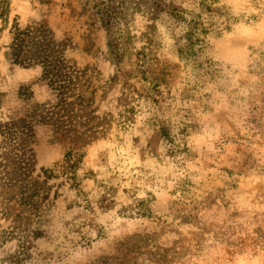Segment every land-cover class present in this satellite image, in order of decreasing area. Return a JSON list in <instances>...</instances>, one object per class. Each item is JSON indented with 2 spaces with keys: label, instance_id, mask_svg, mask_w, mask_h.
I'll list each match as a JSON object with an SVG mask.
<instances>
[{
  "label": "rangeland",
  "instance_id": "obj_1",
  "mask_svg": "<svg viewBox=\"0 0 264 264\" xmlns=\"http://www.w3.org/2000/svg\"><path fill=\"white\" fill-rule=\"evenodd\" d=\"M163 1L197 56L138 14L119 68L85 0H0V264H264V0ZM62 57L83 107L43 78Z\"/></svg>",
  "mask_w": 264,
  "mask_h": 264
},
{
  "label": "trees",
  "instance_id": "obj_2",
  "mask_svg": "<svg viewBox=\"0 0 264 264\" xmlns=\"http://www.w3.org/2000/svg\"><path fill=\"white\" fill-rule=\"evenodd\" d=\"M210 1L216 2L218 0ZM85 8L86 11L91 12L94 22L98 23L105 30L108 40L109 56L113 65L119 68L126 59L128 46L134 37L131 31V24L136 21L138 14L147 16L152 22H157L162 14L166 13L171 21L179 24V27L183 25L182 27L185 32L182 34L181 40L184 39L185 43L181 46L180 53L187 61L197 56L198 51L196 47L201 41L200 35L206 33L204 26L201 27L202 24L195 20H188L177 9L167 5L163 0H85ZM26 36V32L20 31L19 29L16 30L15 38L11 46L13 51L12 56L16 62H18L23 52ZM146 55L145 53V62L147 60ZM145 62L143 61V63ZM41 64L44 68L43 78L49 82L53 90L58 92L62 106H71L73 104L81 107L85 106V98L76 93L80 87L79 84L85 85L87 83V80H84L83 77L84 71L72 69L67 65V60L63 57L59 59L45 58L41 61ZM144 67L143 65L140 67L144 70L142 72L143 74L146 73ZM151 84L153 85V89H156L160 83L158 80H153ZM72 98L76 100V103L70 101ZM14 126H16V123L5 124L3 127V133L7 137H10L11 140L17 134L16 131H13ZM71 155L69 154V161H71ZM74 167L75 161L70 166L71 171L69 174L73 179H75ZM32 184L31 187L22 188L20 202L24 208L37 209V202L35 200L39 194L37 186L41 185L38 181H34ZM7 234L8 236H13L14 231L8 232ZM21 239H25L22 234ZM21 244L24 250L25 243L22 242ZM10 262L13 261L10 260Z\"/></svg>",
  "mask_w": 264,
  "mask_h": 264
}]
</instances>
